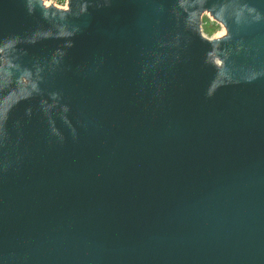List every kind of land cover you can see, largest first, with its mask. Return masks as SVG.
<instances>
[{
	"label": "water",
	"instance_id": "1",
	"mask_svg": "<svg viewBox=\"0 0 264 264\" xmlns=\"http://www.w3.org/2000/svg\"><path fill=\"white\" fill-rule=\"evenodd\" d=\"M0 264H264V0H0Z\"/></svg>",
	"mask_w": 264,
	"mask_h": 264
},
{
	"label": "rangeland",
	"instance_id": "2",
	"mask_svg": "<svg viewBox=\"0 0 264 264\" xmlns=\"http://www.w3.org/2000/svg\"><path fill=\"white\" fill-rule=\"evenodd\" d=\"M202 32L208 38L221 37L226 33L225 28L219 22L215 21L208 12L202 15Z\"/></svg>",
	"mask_w": 264,
	"mask_h": 264
},
{
	"label": "built area",
	"instance_id": "3",
	"mask_svg": "<svg viewBox=\"0 0 264 264\" xmlns=\"http://www.w3.org/2000/svg\"><path fill=\"white\" fill-rule=\"evenodd\" d=\"M44 6H50L53 5L60 9H66L67 8V0H41Z\"/></svg>",
	"mask_w": 264,
	"mask_h": 264
},
{
	"label": "bare ground",
	"instance_id": "4",
	"mask_svg": "<svg viewBox=\"0 0 264 264\" xmlns=\"http://www.w3.org/2000/svg\"><path fill=\"white\" fill-rule=\"evenodd\" d=\"M204 13H205V12H204ZM224 33H225V32H224ZM224 33H223V34H224ZM223 34H222V35H223ZM224 35H225V34H224Z\"/></svg>",
	"mask_w": 264,
	"mask_h": 264
},
{
	"label": "trees",
	"instance_id": "5",
	"mask_svg": "<svg viewBox=\"0 0 264 264\" xmlns=\"http://www.w3.org/2000/svg\"><path fill=\"white\" fill-rule=\"evenodd\" d=\"M209 30H211V29H209Z\"/></svg>",
	"mask_w": 264,
	"mask_h": 264
}]
</instances>
